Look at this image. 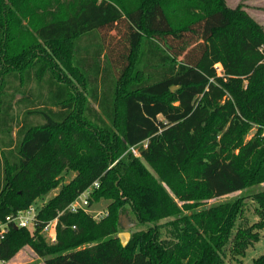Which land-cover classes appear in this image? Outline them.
I'll list each match as a JSON object with an SVG mask.
<instances>
[{"label": "trees", "instance_id": "1", "mask_svg": "<svg viewBox=\"0 0 264 264\" xmlns=\"http://www.w3.org/2000/svg\"><path fill=\"white\" fill-rule=\"evenodd\" d=\"M0 67V219L75 173L0 261L27 243L45 264H223L260 240L264 190L252 224L242 198L192 211L264 182V28L241 3L0 0ZM96 180L106 214L69 210Z\"/></svg>", "mask_w": 264, "mask_h": 264}, {"label": "rangeland", "instance_id": "2", "mask_svg": "<svg viewBox=\"0 0 264 264\" xmlns=\"http://www.w3.org/2000/svg\"><path fill=\"white\" fill-rule=\"evenodd\" d=\"M8 2V0H7ZM227 4L231 7H235L236 5L240 4L243 6V8L255 19L256 23L261 25L264 28V0H226ZM0 69L3 70L2 67ZM2 81L0 78V86L2 85ZM23 106H20L17 108L18 112L22 109ZM18 113V114H21ZM167 111L161 110L160 113L157 115V117L166 119ZM259 127V124L256 122L252 123V128L250 131L246 134V139H249L252 137L253 132ZM18 126L14 127L13 136L16 137V130ZM145 146V144H144ZM138 151V149H137ZM136 155V154H135ZM75 176V173L70 170H64L60 176L58 177L59 183L57 184V187L51 189L47 194L43 195L42 197H39L36 199L35 203L41 208L47 201H49L54 195H56L62 186V184L68 183L73 177ZM264 190V182L260 185H253L248 186L247 188L243 190H239L236 192H232L230 194H226L220 197L215 198H205L198 203L199 205L196 206L192 211H199L204 208H208L211 206H215L220 203H226V202H232L235 201L238 198L244 199V201L247 203L245 214L247 216V221L249 224H252L254 221L258 220L259 217L255 212V202L252 200L253 194L257 191ZM111 198L102 196L96 201H94L92 204H90L89 212L94 215L95 218L99 219L103 217L106 212L109 203L111 202ZM196 203V201H192L191 204ZM192 211H186L188 213H191ZM124 215L128 217L131 221H133L134 217L132 216V213H123ZM125 218V217H124ZM123 218V219H124ZM134 227V226H133ZM132 227V228H133ZM129 229L130 231L132 230ZM122 227H119L118 231L114 234L116 236L119 232L123 231ZM31 231H33L31 229ZM46 238V242L48 244H51L55 241H53L50 237V234L47 232H43ZM260 240L254 241L247 249L245 255H239V256H232L228 255V257L225 259L223 264H251L254 260V258L259 257L261 254H264V229L260 231ZM0 264H45V258L40 257L33 248L25 243L19 247L15 255L8 261L0 262Z\"/></svg>", "mask_w": 264, "mask_h": 264}, {"label": "built area", "instance_id": "3", "mask_svg": "<svg viewBox=\"0 0 264 264\" xmlns=\"http://www.w3.org/2000/svg\"><path fill=\"white\" fill-rule=\"evenodd\" d=\"M131 150L134 152V154H138L136 147L133 146ZM99 187L100 181L96 180L93 184L87 187L73 202H71L67 208L73 212H77L80 209L89 211L90 199L92 197L93 191ZM39 210L40 207L36 203H33L26 209L19 210L16 213H11L7 215L5 219H0V242L6 237L11 226H17L18 228L25 227L29 230H33L36 224L39 222ZM57 222L58 217L49 221L43 229V232H48L50 234V237L53 241H56L57 238Z\"/></svg>", "mask_w": 264, "mask_h": 264}, {"label": "water", "instance_id": "4", "mask_svg": "<svg viewBox=\"0 0 264 264\" xmlns=\"http://www.w3.org/2000/svg\"><path fill=\"white\" fill-rule=\"evenodd\" d=\"M178 86H173V89H176ZM125 217V218H124ZM124 218V219H123ZM120 223L122 224V227L125 229L117 234V237H119L121 243L123 246H126L131 238V231L129 230L133 226H135V222L128 219L126 214H121L120 216ZM18 228L17 226H15Z\"/></svg>", "mask_w": 264, "mask_h": 264}]
</instances>
